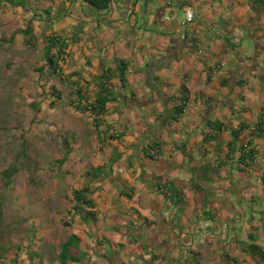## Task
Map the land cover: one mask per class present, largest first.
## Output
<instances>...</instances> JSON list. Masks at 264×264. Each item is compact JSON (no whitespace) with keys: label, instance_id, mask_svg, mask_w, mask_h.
<instances>
[{"label":"crops","instance_id":"obj_1","mask_svg":"<svg viewBox=\"0 0 264 264\" xmlns=\"http://www.w3.org/2000/svg\"><path fill=\"white\" fill-rule=\"evenodd\" d=\"M57 5H65L67 15L74 11L73 26L92 33L100 72L119 60L130 63L129 89L120 91L125 99L117 107L123 119L141 109L149 119L139 123L130 115L133 122L121 125V132L137 127L151 136L143 147L161 146L155 161L143 160L146 169L123 178L126 189L113 194L106 188L111 225L101 219L97 247L104 249L102 240L110 236L119 247L123 237L131 248V257L124 252L121 259L126 264L133 257L145 264L139 256L147 264H264L245 251L251 234L264 250V0H113L106 13L81 0ZM188 8L195 12L189 24ZM101 24L109 28L101 32ZM183 86L188 107L170 124ZM210 123L223 129L214 133ZM240 125L257 152L249 169L236 154L228 159ZM214 134V141H205ZM170 184L184 194L183 204L167 200Z\"/></svg>","mask_w":264,"mask_h":264},{"label":"rangeland","instance_id":"obj_2","mask_svg":"<svg viewBox=\"0 0 264 264\" xmlns=\"http://www.w3.org/2000/svg\"><path fill=\"white\" fill-rule=\"evenodd\" d=\"M26 2L25 7H14L8 0H0V257H7L4 263L10 264V255L3 256V252L15 246L21 249L20 259L36 252L45 264H57L62 245L76 234L87 242L84 251L89 258L83 264H126L121 259L124 252L131 257L128 241L122 237L117 247L110 236L102 240L104 249L97 247L92 234L84 233L86 228L70 214L74 206L72 192L89 185L85 174L93 167L113 166L106 178L91 184L103 225H111L109 200L103 199L105 190L110 187L115 194V190L126 189L123 178L146 169L142 148L151 136L135 127L125 130L129 136L123 143L110 144L101 151L93 117L76 112L66 101L51 107L49 84L38 73L45 64V37L58 33L71 40L72 32L80 43L83 41L73 45L67 66L69 70L85 68L88 79L101 73L102 59L91 48L92 33L73 26L72 9L67 15L65 5L58 6L57 0ZM87 9L83 10L85 17L90 13ZM76 20L84 23L89 18L78 16ZM107 28L108 24L100 25L101 32ZM26 30H32V35L26 37L22 33ZM88 61L91 66H87ZM120 111L121 106L115 107L109 122L118 132L122 131L121 125L133 122L130 115L139 123L149 119L146 113L145 117L141 114L142 109L138 115L130 114L129 119H123ZM12 165L20 172L7 188L3 172ZM111 196L114 202L117 196ZM208 205L209 201L203 202V206ZM139 260L149 263L143 256ZM133 261L129 258L127 264H138L134 257Z\"/></svg>","mask_w":264,"mask_h":264},{"label":"trees","instance_id":"obj_3","mask_svg":"<svg viewBox=\"0 0 264 264\" xmlns=\"http://www.w3.org/2000/svg\"><path fill=\"white\" fill-rule=\"evenodd\" d=\"M27 0H8L14 7H25ZM56 1V0H52ZM92 9L99 13L108 12L113 4V0H81ZM26 37L32 35V30L22 32ZM78 38L71 40L53 33L44 39L45 64L38 69L40 73L49 84L51 90V107L57 105L58 102H64L76 112L83 115H90L94 120V127L99 137V146L101 151H105L110 144H121L123 139L127 136L124 132H116L114 126L109 124L108 117L112 114L115 107L125 97L121 94V90L129 89L128 76L130 73V63L124 60H119L113 67L103 70L101 73L93 75L90 79L86 77V69L69 70L67 66L68 59L71 57V51L74 44H78ZM87 66H91V62H87ZM54 81H58L55 83ZM117 81V83H116ZM62 86L68 93L60 90ZM181 97L174 101V108L171 111L169 119L171 123H177L179 119L185 114L188 107L189 93L186 88L182 87ZM214 133H218L223 129V125L209 124ZM106 128V129H105ZM246 130L245 125H240L237 130L233 131V142L228 147L231 155L228 156L232 160L234 155H237L238 164L245 169L253 166L257 159V152L249 142H246L242 137ZM260 133V128H257ZM214 135H209L206 142L214 141ZM112 142V143H111ZM160 145L153 143L150 147H143V154L149 160L155 161L159 156ZM111 163H114L113 161ZM113 166L108 169V166L93 167L86 172L85 176L89 185L81 189H75L72 192V202L74 204L71 215L80 220L84 229V233L90 232L92 236L99 239V225L101 222L99 207L95 200V190L92 189V183L98 182L106 178ZM20 172V168L12 165L8 170L3 172V179L8 188L13 178ZM264 185V176L262 178ZM165 196L169 203L174 206H179L184 203V194L177 190L174 184H170L164 188ZM173 194V196L171 195ZM129 196V195H128ZM130 197V196H129ZM251 242L246 248V253L264 260V250L258 245L259 237L251 234L249 237ZM101 246V243H97ZM87 246L86 241L76 235L72 234L67 241L62 245L59 253L57 264H83L88 262V254L84 251ZM21 249L19 247L11 246V248L4 250L3 256L10 255V264H45L41 261L40 256L35 253H29L27 259H20ZM7 257H0V264H6ZM3 262V263H2Z\"/></svg>","mask_w":264,"mask_h":264},{"label":"built area","instance_id":"obj_4","mask_svg":"<svg viewBox=\"0 0 264 264\" xmlns=\"http://www.w3.org/2000/svg\"><path fill=\"white\" fill-rule=\"evenodd\" d=\"M195 18V12L192 8L186 10V23H192Z\"/></svg>","mask_w":264,"mask_h":264}]
</instances>
